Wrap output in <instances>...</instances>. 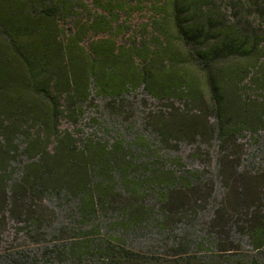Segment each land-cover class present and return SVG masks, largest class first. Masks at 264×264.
Wrapping results in <instances>:
<instances>
[{"label": "trees", "instance_id": "trees-1", "mask_svg": "<svg viewBox=\"0 0 264 264\" xmlns=\"http://www.w3.org/2000/svg\"><path fill=\"white\" fill-rule=\"evenodd\" d=\"M234 8L229 0H0V200L64 201L68 219L35 264H262L264 195L251 189L263 175H250L243 192L233 185L228 200L256 251L249 262L219 247V229L234 220L218 209L217 233L184 245L172 263L130 247L127 236L155 218L162 227L177 192L195 189L200 174L167 168L152 134L109 140L80 127L94 94L112 107L140 89L197 105L201 121H156L155 138L169 144L186 130L213 138L238 183L228 160L242 164V138L264 137V30Z\"/></svg>", "mask_w": 264, "mask_h": 264}, {"label": "rangeland", "instance_id": "rangeland-1", "mask_svg": "<svg viewBox=\"0 0 264 264\" xmlns=\"http://www.w3.org/2000/svg\"><path fill=\"white\" fill-rule=\"evenodd\" d=\"M229 1L235 7L234 10L253 23L256 29L264 30V0ZM186 114L196 124L201 121V112L197 105H187L179 100L158 99L143 89L117 101L116 107H112L107 99L94 94L84 117L81 118L80 127L85 136L97 134L109 140L122 136L131 138L139 133L152 134L151 139L156 141L152 145L170 157L167 168L178 174L186 173V170L200 174L195 189L177 192L174 197L175 205L166 216L162 227L159 226L161 217L155 218L147 222L140 231L127 236L130 247L146 253H161L174 263L185 255L181 253V247L186 249L187 246L184 245L204 237L209 232L217 233L214 225L218 222L215 217L217 210L221 209L229 217L232 215L234 221L231 226L226 224L224 230L217 225L220 231L219 247H234V254H244L245 262H249L256 251L248 237L239 232L243 225L241 211L231 208L228 200L232 198L230 194L233 185H238L237 193L243 192L244 182L248 184L250 175L264 176V137L258 143L250 139L249 135L241 139V145L236 151L242 164L236 166L235 155L228 160L233 165V172L242 175L238 183H235L225 164L220 163L221 148L213 138L192 134L188 130L178 138H172L169 144L160 142L159 136L155 138L153 132L157 131L156 121L165 120L168 124H173L178 115ZM64 125L67 126L68 123ZM176 159H179L178 162ZM259 185H252L251 190H258L263 196L264 180ZM24 201L20 204L0 200V264H9L7 260L10 253L16 258L21 257L17 264H35L32 257L41 258L44 248L57 240L56 235L59 233H55L56 227L67 223L64 201L58 202L50 198L41 201L32 197ZM259 203L264 206L263 199ZM28 206L33 211L31 220L27 219ZM40 216L44 217L45 223L36 219ZM64 233L61 235L65 236ZM187 250V255L196 252L192 246ZM19 252H25L31 258L22 257ZM205 253L197 251V255ZM259 259L264 264V252Z\"/></svg>", "mask_w": 264, "mask_h": 264}]
</instances>
